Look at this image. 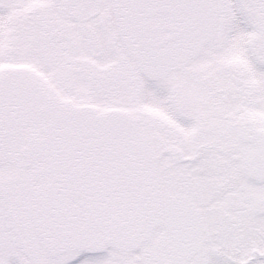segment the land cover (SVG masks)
<instances>
[{"label": "snow or ice", "instance_id": "snow-or-ice-1", "mask_svg": "<svg viewBox=\"0 0 264 264\" xmlns=\"http://www.w3.org/2000/svg\"><path fill=\"white\" fill-rule=\"evenodd\" d=\"M0 264H264V0H0Z\"/></svg>", "mask_w": 264, "mask_h": 264}]
</instances>
